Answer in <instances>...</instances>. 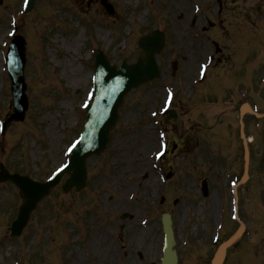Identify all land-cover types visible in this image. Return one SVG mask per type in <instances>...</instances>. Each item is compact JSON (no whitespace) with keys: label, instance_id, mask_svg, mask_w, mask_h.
Returning <instances> with one entry per match:
<instances>
[{"label":"rangeland","instance_id":"obj_1","mask_svg":"<svg viewBox=\"0 0 264 264\" xmlns=\"http://www.w3.org/2000/svg\"><path fill=\"white\" fill-rule=\"evenodd\" d=\"M106 1L113 15L100 0H36L31 13L19 16L22 0H0V121L11 112L3 60L14 18L26 42L28 99L24 120L8 123L0 135V165L39 182L65 163L66 148L81 131L95 48L115 66L130 64L143 56L142 35L165 34L156 58L160 77L125 96L105 150L86 161L84 190L64 194L63 175L18 241L10 226L21 199L13 184L0 183V264H74L77 257L108 264L89 247L93 231L110 241L113 264H160L164 213L173 220L177 264H209L239 225L231 216L232 186L243 169L241 92L263 116L242 115L250 165L248 180L237 185V211L248 234L230 249L227 264H264V0ZM203 64L207 77L198 85ZM75 79L77 86L70 83ZM169 92L173 118L159 116ZM160 133L168 153L157 161ZM138 230L147 232L131 242Z\"/></svg>","mask_w":264,"mask_h":264},{"label":"water","instance_id":"obj_2","mask_svg":"<svg viewBox=\"0 0 264 264\" xmlns=\"http://www.w3.org/2000/svg\"><path fill=\"white\" fill-rule=\"evenodd\" d=\"M161 35L157 36L155 34L151 35L147 39L141 40V47L145 50L146 57L144 60H139L138 63L135 66L126 67L122 66L120 68V73L124 74L125 77H132L134 76V82L131 84L130 87H135L136 85H139L140 83H143L145 81L151 80L155 77H157V69L156 65L154 63V53H158L161 49ZM97 63L99 65H106L102 57H98ZM113 70V69H112ZM118 76V75H115ZM128 91L125 90L124 94ZM113 123L110 124V127ZM86 156V155H85ZM84 156L81 158L82 161L78 165H74L71 168L73 173L70 176V180L67 182V187H70L72 185H76L78 189L82 188L84 185V170L82 169V162H83ZM18 186L21 190V196L23 198V206L21 208V214H20V221L22 222V226L25 224L26 219L28 217L29 212L35 207V204L39 201V199L46 195L48 193L47 189H42L38 184L29 182L27 180H24L23 183H20L17 181ZM42 189V191H40ZM165 234L167 235L168 241L167 246L168 248H171L172 242L170 238V230L168 228V224L165 223ZM235 240V238L231 239L229 243H232ZM228 245V244H226ZM225 246L221 249L218 258L213 262V264H220V257L223 254ZM171 261L168 264H174V254L171 253L169 256ZM164 264L167 263V260H164Z\"/></svg>","mask_w":264,"mask_h":264},{"label":"bare ground","instance_id":"obj_3","mask_svg":"<svg viewBox=\"0 0 264 264\" xmlns=\"http://www.w3.org/2000/svg\"><path fill=\"white\" fill-rule=\"evenodd\" d=\"M100 35H102L100 33ZM82 41V36H79L78 38L74 39L73 42H72V47H74L75 49H77L78 45L81 43ZM70 83H72L73 86H77L78 83H79V80H73V81H70ZM125 184H122V186L124 187ZM237 188L238 186L235 188L234 190V195H235V200H237L236 198V194H237ZM238 221H239V218H238ZM147 231H141V230H138L136 232V235L132 238L131 242H135L136 240H138V238L143 234H145ZM91 239L89 240V247L90 249H98L101 254H102V257L104 259H108V264H113L115 258H116V253L111 250L110 248V241H108L107 239H101V235H97V233L95 231H93L91 234ZM101 246H103V248H101ZM78 260L74 262V264H84L83 262V258L82 257H77Z\"/></svg>","mask_w":264,"mask_h":264},{"label":"snow or ice","instance_id":"obj_4","mask_svg":"<svg viewBox=\"0 0 264 264\" xmlns=\"http://www.w3.org/2000/svg\"><path fill=\"white\" fill-rule=\"evenodd\" d=\"M74 147H75V144L72 146V148H69V152H71Z\"/></svg>","mask_w":264,"mask_h":264}]
</instances>
